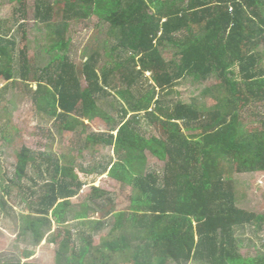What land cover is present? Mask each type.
Instances as JSON below:
<instances>
[{"label":"trees","instance_id":"trees-1","mask_svg":"<svg viewBox=\"0 0 264 264\" xmlns=\"http://www.w3.org/2000/svg\"><path fill=\"white\" fill-rule=\"evenodd\" d=\"M56 11L62 12L59 23ZM35 14L50 30L48 58L39 64L0 25V79L20 85L36 111L61 130L80 129L79 152L92 146L114 149L116 160L90 182L92 200H104L94 182L106 173L134 194L130 210L108 211L113 229L93 252L92 237L110 221L107 215L91 219L88 204L72 209L86 185L75 176L66 179L75 169L73 160L64 165L62 156L23 146L14 177L0 170V205L11 198L14 184L24 187L27 180L38 188L28 189L33 200L22 197L30 212L21 216L23 234L39 245L54 225L77 221L82 246L71 242L67 227L63 240L61 230L50 240L58 245L56 264H264V252H241L237 228L264 220L238 206L235 180L236 174L264 172V0H37ZM93 15L109 26L102 49L116 59L110 71L108 63L100 67L98 50L81 71L68 53V23ZM165 45L181 47L179 58L167 61L161 53ZM214 74L220 83L204 94L214 97V105L179 100L181 81L202 83ZM117 80L124 86L115 96L119 121L99 103L113 94ZM8 89L0 88V104ZM249 107L253 123L243 117ZM100 119L110 130L92 131L86 123ZM142 120L162 136H146ZM148 151L165 164L162 176L147 173ZM131 228L142 245L132 246ZM32 255L23 252L19 260L0 264H42L24 262Z\"/></svg>","mask_w":264,"mask_h":264},{"label":"rangeland","instance_id":"rangeland-1","mask_svg":"<svg viewBox=\"0 0 264 264\" xmlns=\"http://www.w3.org/2000/svg\"><path fill=\"white\" fill-rule=\"evenodd\" d=\"M20 3L19 1L0 0L1 30L8 35V38L16 40L19 48L27 46L30 57H35L39 64H43L49 56L45 48L50 42V39H48L50 30L45 24L36 20L37 0H23L24 12L20 10L22 7ZM55 14L58 15L55 18L57 19L56 22H61L62 12L56 11ZM108 28V24L102 23L95 15L88 19L73 20L68 23L65 35L66 39L71 40L68 53L77 64L79 71L82 70L83 64L91 53L97 50L102 53L100 67L108 63L106 66L107 70L114 69L116 59L108 58L102 49ZM196 32L201 34L199 30ZM181 49V47L165 45L161 48V53L167 61H171L179 58ZM65 52L62 51V53ZM151 76V73H146L147 78ZM219 83L220 78L216 74L211 75L202 83L195 82L193 78H186L177 86L176 90L179 93V97L176 96V98L178 97L179 100L186 103H195L199 107H203L206 104L212 106L216 101L212 95H204L206 93L205 90ZM121 84L123 82L119 83L118 80L113 82L112 85L116 86L115 90H112L113 94L106 100L99 101L101 109L114 118H118V121V112L121 106L117 104L115 96H117L118 90L123 89L124 86ZM5 85L9 87L8 95L6 99L4 97L3 103L0 104V170L2 174H6V178L14 177L17 153L23 146H27L36 154L48 151L62 156L64 165L66 162L73 160L75 169L71 170V173H66L69 174L66 179L70 181L73 178L72 176H75L80 178L86 185L79 195L72 200L74 204L72 209L79 211L83 204H88L93 208L90 212L91 219L101 220L108 217L110 221V225L106 229L104 228V230L94 234L92 237V251L96 252V247L102 246V240L113 229L111 222H114V217L113 215H107L108 211L112 210L114 213L130 210L132 205L131 198L134 194L132 188L122 185L106 173L94 182L96 187L105 192L104 200L95 201L91 199L93 187L90 182L96 177L97 171H100L103 166L112 162V160H116L114 149L106 146H92L79 152L82 144L81 134H78L80 129L75 132L61 130L52 120L36 111L32 100L22 91L20 85L16 88L14 86L15 83L0 79V88ZM114 104L116 105L114 106ZM252 109L249 107L247 111L243 112V117L247 123H253L256 120L255 115L249 113L252 112ZM257 110L255 109L253 112L257 113ZM144 121H141L142 131L146 136H162L161 131L147 125V122ZM86 123L89 124L92 131H108L111 128V124L105 123L102 119L94 120L93 122L86 120ZM164 166L165 164L162 161L154 157L149 151L147 152V173L151 172L162 176ZM235 180L237 181L236 200L238 206L260 215L264 220V172L236 174ZM21 185L24 187L14 184L11 198L8 197L6 199L7 203L5 206L0 205V263L17 261L21 258L23 252H33L32 257L24 260V262L56 264L58 261V245L50 243V240L59 235V230H61L62 234L58 239L60 241L63 240L67 227L71 231V242L75 243L76 246H82V241L79 238L81 228L77 225V221H69L68 226L60 228L54 225L51 232L47 233L44 240L37 245L30 234H23L24 221L21 216L30 213L27 209V203L22 200L23 195L29 201L33 200L32 190L28 189L32 187L36 191L38 188L27 180L23 181ZM43 185L44 182L39 181V186ZM105 215L107 216L105 217ZM132 233L133 229L131 228L127 234L132 246L142 245L143 241L133 239ZM116 234L120 233L117 232ZM236 236L241 241L240 246H242L241 252L243 255L255 256L264 252V221L260 225L252 223L244 228H237ZM119 264L122 263L120 262ZM173 264L178 263L173 262ZM187 264L201 263L191 261Z\"/></svg>","mask_w":264,"mask_h":264}]
</instances>
